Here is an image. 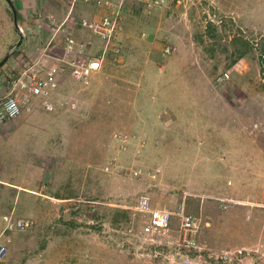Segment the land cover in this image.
Instances as JSON below:
<instances>
[{"label": "rangeland", "instance_id": "rangeland-1", "mask_svg": "<svg viewBox=\"0 0 264 264\" xmlns=\"http://www.w3.org/2000/svg\"><path fill=\"white\" fill-rule=\"evenodd\" d=\"M110 1L122 19L104 68L88 84L66 80L43 118L25 112L0 127L5 175L39 185L16 211L34 226L9 229L25 246L3 264L264 260V0H161L148 10L143 0ZM9 8L0 0V14ZM13 25L6 17L0 27L1 50ZM143 195L154 208L185 200L202 220L201 250L180 251L176 231L138 238ZM116 208L129 220L115 222Z\"/></svg>", "mask_w": 264, "mask_h": 264}, {"label": "built area", "instance_id": "built-area-1", "mask_svg": "<svg viewBox=\"0 0 264 264\" xmlns=\"http://www.w3.org/2000/svg\"><path fill=\"white\" fill-rule=\"evenodd\" d=\"M82 1L91 2V0ZM143 2L148 10L156 7L161 0H143ZM98 5L106 7L109 10L108 13L97 20L82 18L80 23L82 26L92 30L104 42L102 51L95 54V43L92 39H78L72 28L66 26V20L59 22L51 14L49 17L53 24V40L62 34L64 38L63 53L60 56H55L57 62L50 63L45 60V55H42L43 57L41 56L40 59L27 63L18 72L16 69L9 71L6 76L7 91L4 95L0 96V126L17 118L24 111L31 109L37 98L42 99L46 110L54 111L57 107L55 98L59 97L66 80L74 78L79 84H88L90 83L91 76L103 68L105 52L108 45L113 43L118 36L119 23L122 17L119 9L115 8L110 1L98 0ZM19 30L24 33V29L21 26ZM52 41L47 44L46 49L52 46ZM169 48L167 49L168 51ZM120 52V47L114 48V53L118 55ZM229 77V72H225L218 79L222 82ZM60 104L63 105L64 102L62 101ZM43 188L45 187L42 185L39 190L40 195L43 193ZM137 203L139 205L136 206V209L149 212L148 218L145 219L140 230L136 232L138 238L145 237L156 242L170 237V233L176 231V242L180 251L187 252L188 254L190 251L201 250L199 240L202 220L187 209L185 200L180 202L174 210L152 207L151 199L147 195L141 196ZM226 207L227 205L221 206L223 209ZM174 217H177L179 220L176 230H174L175 227L173 225ZM6 219L7 230H25L33 227L35 224V220L30 217L15 219L9 216ZM8 252V246L0 241V261L6 258ZM242 253V250L225 251L219 258L231 261L234 256L238 257V254ZM187 260L190 261V258L188 257ZM248 264H264V260L259 262L252 260Z\"/></svg>", "mask_w": 264, "mask_h": 264}, {"label": "crops", "instance_id": "crops-1", "mask_svg": "<svg viewBox=\"0 0 264 264\" xmlns=\"http://www.w3.org/2000/svg\"><path fill=\"white\" fill-rule=\"evenodd\" d=\"M12 3L17 9L18 24L19 27L21 26L24 29V33L16 26L14 13L11 9L12 6L9 8V12L7 9L0 14V27L3 25V22L6 21V17L9 19L11 18L12 22L14 21V25L11 26L12 30L15 27L13 38H10L11 41L5 44L2 50L0 49V61L7 54L12 52V56L3 65L0 71V96L4 95L7 91L6 76L11 69H16L18 72L26 66L27 63L40 59L42 55H45V60L50 63L57 62L55 56H60L63 53L64 38H62V34L53 40V24L49 17L51 14H53L59 22L66 20V26L72 28L75 36L78 39L86 40L94 39L97 35H95L92 30L82 26L80 23L81 19L87 17L97 20L108 13L106 7L98 5V0H91V2L82 0H12ZM110 3L113 2L110 1ZM10 33H12V31ZM21 38L22 40L20 41ZM96 39L100 40V37L97 36ZM51 41L53 43L52 46L46 49L47 44ZM19 42L20 44L18 45ZM15 54L18 55L15 56ZM25 112L35 113L34 115L43 118L42 99H35L33 107L23 113ZM8 122L0 127H5ZM0 172V241L4 244H8L9 254L6 258L8 260L7 262H12V259L15 260L18 253L20 254V245L26 243V238L22 240V236L12 234L13 232L10 231L12 229L7 230L6 218L9 216L15 219L26 218L22 217L26 215L16 216V211L23 203L29 204V193L34 187L31 178H28V176L26 177V175H23L20 180L14 175H5V171L1 166ZM38 186H36V188ZM31 209L33 210L34 208L24 209L26 210L24 213H29ZM26 259V256H23V261H26ZM3 261H5V259ZM3 261H0V264H3Z\"/></svg>", "mask_w": 264, "mask_h": 264}, {"label": "water", "instance_id": "water-1", "mask_svg": "<svg viewBox=\"0 0 264 264\" xmlns=\"http://www.w3.org/2000/svg\"><path fill=\"white\" fill-rule=\"evenodd\" d=\"M9 1V3L11 4L12 6V10H13V13H14V20H15V23H16V26L19 27V24H18V17H17V9L15 8L14 4L12 3V0H7ZM22 40V38L20 39V41ZM20 44V42L18 43V45ZM12 56V52L7 54L1 61H0V68L10 59V57ZM72 209L68 210L65 212L64 214V221H70L73 219V216H72Z\"/></svg>", "mask_w": 264, "mask_h": 264}, {"label": "trees", "instance_id": "trees-1", "mask_svg": "<svg viewBox=\"0 0 264 264\" xmlns=\"http://www.w3.org/2000/svg\"><path fill=\"white\" fill-rule=\"evenodd\" d=\"M243 54V53H242ZM18 55V54H15V56ZM3 67V66H2ZM2 67L0 68V71L2 69ZM97 214V213H96ZM95 216V214H94ZM129 215H128V210L127 209H119V208H116L115 211H114V214H113V220L115 222L117 221H122V220H125V221H128L129 220ZM76 222V221H74ZM67 224H73V222H66Z\"/></svg>", "mask_w": 264, "mask_h": 264}, {"label": "clouds", "instance_id": "clouds-1", "mask_svg": "<svg viewBox=\"0 0 264 264\" xmlns=\"http://www.w3.org/2000/svg\"><path fill=\"white\" fill-rule=\"evenodd\" d=\"M95 43V42H94ZM9 230V229H8Z\"/></svg>", "mask_w": 264, "mask_h": 264}]
</instances>
